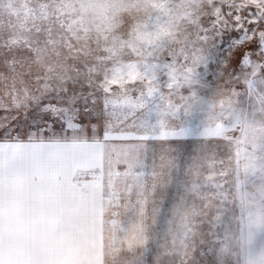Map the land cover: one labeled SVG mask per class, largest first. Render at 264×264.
<instances>
[{
	"label": "rangeland",
	"instance_id": "1",
	"mask_svg": "<svg viewBox=\"0 0 264 264\" xmlns=\"http://www.w3.org/2000/svg\"><path fill=\"white\" fill-rule=\"evenodd\" d=\"M212 2L0 0V42H16L12 70L0 72V95L62 88L111 58L125 65V79L154 90L161 111L177 114L172 127L185 134L146 157L121 153L106 161L110 169L97 187L118 196L79 210V220L141 226H79V248L88 239L94 247L87 256L79 250V264H264V77L253 84L251 76L218 73L222 49L200 67L212 51L197 39ZM26 47L31 54L20 51ZM162 65L167 79L147 76ZM139 163L144 191L134 204ZM0 264L27 261L3 250Z\"/></svg>",
	"mask_w": 264,
	"mask_h": 264
},
{
	"label": "snow or ice",
	"instance_id": "2",
	"mask_svg": "<svg viewBox=\"0 0 264 264\" xmlns=\"http://www.w3.org/2000/svg\"><path fill=\"white\" fill-rule=\"evenodd\" d=\"M206 15L197 39L212 51L200 67L207 68L222 49L218 73L226 72L232 80L251 76L253 84L264 77V0H213ZM15 43L0 42V72L12 70ZM20 51L31 54L28 47ZM155 72L167 79L166 65L147 76ZM126 73L123 63L109 58L102 69L65 81L62 88H37L20 99L0 95V208L23 201L47 216L70 218L81 209L94 211L105 195L118 196L97 187L104 183L105 164L113 155L146 157L151 148L185 136L170 123L177 114L162 112L154 90L136 87ZM80 177L91 182L81 184Z\"/></svg>",
	"mask_w": 264,
	"mask_h": 264
},
{
	"label": "crops",
	"instance_id": "3",
	"mask_svg": "<svg viewBox=\"0 0 264 264\" xmlns=\"http://www.w3.org/2000/svg\"><path fill=\"white\" fill-rule=\"evenodd\" d=\"M138 165L141 166L140 163ZM108 170V165L105 164V171ZM122 173L124 174L121 177H125V171ZM134 174L137 175L133 181L134 183L136 180L138 181V192L130 193L135 197L132 198V202H128L137 204L142 201L141 198L138 200L137 196L142 197L141 193L144 191L142 190V178L145 179V174L143 177L141 167ZM119 221L123 220L108 218L79 220L78 212L75 218L64 215L47 216L23 201L5 203L0 208V253L3 250L5 253L14 252V259L21 258V260H26L27 264H30V258L32 264H79V250H83L87 256L94 250V247L91 245L93 239L90 241L88 239L92 235L86 234L85 237L88 240L85 245L79 248L78 227L141 226V222L135 223L133 219L132 222L121 223ZM10 227H15L16 230H2V228Z\"/></svg>",
	"mask_w": 264,
	"mask_h": 264
}]
</instances>
